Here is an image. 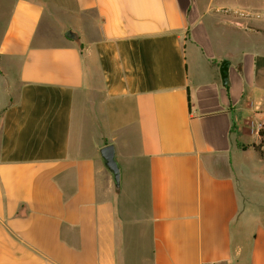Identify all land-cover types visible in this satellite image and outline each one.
I'll use <instances>...</instances> for the list:
<instances>
[{
    "label": "crops",
    "instance_id": "0c3cea01",
    "mask_svg": "<svg viewBox=\"0 0 264 264\" xmlns=\"http://www.w3.org/2000/svg\"><path fill=\"white\" fill-rule=\"evenodd\" d=\"M259 121L264 0H0V264H264Z\"/></svg>",
    "mask_w": 264,
    "mask_h": 264
},
{
    "label": "water",
    "instance_id": "95a60500",
    "mask_svg": "<svg viewBox=\"0 0 264 264\" xmlns=\"http://www.w3.org/2000/svg\"><path fill=\"white\" fill-rule=\"evenodd\" d=\"M228 66L229 62L224 60L221 64V75L224 84L228 82ZM100 155L107 169L112 174L116 190L120 189L121 184V168L116 157L114 144L110 143L100 149Z\"/></svg>",
    "mask_w": 264,
    "mask_h": 264
},
{
    "label": "rangeland",
    "instance_id": "374dc122",
    "mask_svg": "<svg viewBox=\"0 0 264 264\" xmlns=\"http://www.w3.org/2000/svg\"><path fill=\"white\" fill-rule=\"evenodd\" d=\"M256 124H257V122H249V123H247L248 128H249V130L251 132H256L257 133L258 130L256 129ZM261 152H262V155H264V148H261Z\"/></svg>",
    "mask_w": 264,
    "mask_h": 264
},
{
    "label": "built area",
    "instance_id": "2783aa9c",
    "mask_svg": "<svg viewBox=\"0 0 264 264\" xmlns=\"http://www.w3.org/2000/svg\"><path fill=\"white\" fill-rule=\"evenodd\" d=\"M256 129L258 130L257 133L259 134V131L260 130H263L264 131V121H259L257 122L256 124Z\"/></svg>",
    "mask_w": 264,
    "mask_h": 264
},
{
    "label": "trees",
    "instance_id": "16d2710c",
    "mask_svg": "<svg viewBox=\"0 0 264 264\" xmlns=\"http://www.w3.org/2000/svg\"><path fill=\"white\" fill-rule=\"evenodd\" d=\"M66 35L69 36L70 32H67ZM259 136L261 137V140L264 142V131L263 130L259 131Z\"/></svg>",
    "mask_w": 264,
    "mask_h": 264
}]
</instances>
